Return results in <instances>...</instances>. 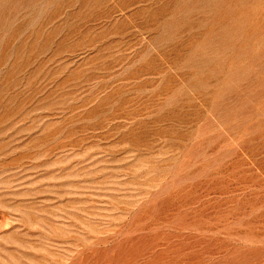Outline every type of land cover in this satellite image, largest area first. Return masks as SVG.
Listing matches in <instances>:
<instances>
[{"label": "rangeland", "instance_id": "obj_1", "mask_svg": "<svg viewBox=\"0 0 264 264\" xmlns=\"http://www.w3.org/2000/svg\"><path fill=\"white\" fill-rule=\"evenodd\" d=\"M0 264H264V0H0Z\"/></svg>", "mask_w": 264, "mask_h": 264}]
</instances>
